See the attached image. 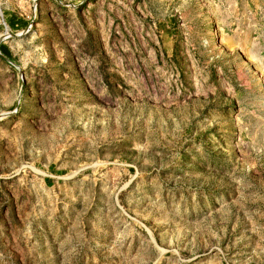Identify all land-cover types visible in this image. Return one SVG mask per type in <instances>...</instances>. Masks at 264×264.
I'll return each instance as SVG.
<instances>
[{"label": "rangeland", "instance_id": "obj_1", "mask_svg": "<svg viewBox=\"0 0 264 264\" xmlns=\"http://www.w3.org/2000/svg\"><path fill=\"white\" fill-rule=\"evenodd\" d=\"M0 264H264V0H0Z\"/></svg>", "mask_w": 264, "mask_h": 264}]
</instances>
